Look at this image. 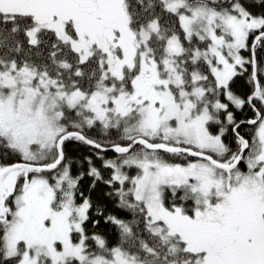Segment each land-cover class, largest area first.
<instances>
[{
    "label": "snow or ice",
    "instance_id": "obj_1",
    "mask_svg": "<svg viewBox=\"0 0 264 264\" xmlns=\"http://www.w3.org/2000/svg\"><path fill=\"white\" fill-rule=\"evenodd\" d=\"M0 264H264V0H0Z\"/></svg>",
    "mask_w": 264,
    "mask_h": 264
},
{
    "label": "trees",
    "instance_id": "obj_2",
    "mask_svg": "<svg viewBox=\"0 0 264 264\" xmlns=\"http://www.w3.org/2000/svg\"><path fill=\"white\" fill-rule=\"evenodd\" d=\"M252 10L254 12H257V13L260 12L259 8H255V9H252ZM236 88L239 91L246 90V85L244 84V81L243 80H238L237 84H236ZM246 114L248 116H251V113L248 112L247 109H245L244 112L237 113V116H238V118L242 119V118H244V116ZM241 131L244 132V131H246V129L241 128ZM69 150H70L71 153H74V154H77V155L79 154L80 151H82V149H79L78 146H76V145H70L69 146ZM73 171L75 173V168L73 169ZM132 174H134V172ZM105 177H107V173H105ZM89 183H90L89 179H85L84 181L81 182V190L84 191L86 195L88 194V185H89ZM106 190L107 189H106V187L103 184H98L96 189H94L92 191V193H91L93 200L98 199L102 195V193L104 191H106ZM99 230L102 231V232L107 233V237H108L110 243H115V237L111 233V229L107 228L106 226L103 225V223H101Z\"/></svg>",
    "mask_w": 264,
    "mask_h": 264
}]
</instances>
